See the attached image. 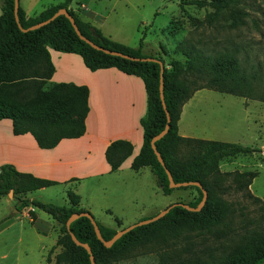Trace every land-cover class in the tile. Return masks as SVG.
<instances>
[{
  "label": "trees",
  "instance_id": "trees-1",
  "mask_svg": "<svg viewBox=\"0 0 264 264\" xmlns=\"http://www.w3.org/2000/svg\"><path fill=\"white\" fill-rule=\"evenodd\" d=\"M70 0L50 4L34 16L25 17L17 6V18L22 27L50 16L57 8L65 7L85 37L99 46L126 53L129 56H153L162 61V95L165 109L169 115L167 130L154 141L165 167L174 181L197 180L206 191V198L198 210H189L181 205L171 206L163 215L150 222L138 224L118 236L109 246L96 237L92 224L86 216H78L65 226L66 218L74 211L87 210L77 207L78 195L66 189L68 205H57L37 198L25 196V192L41 186L56 183V180L35 176L16 169L11 163L0 164V195L9 190L16 194V208H26L30 221H35L34 211L27 207L35 206L59 224L61 234L49 247L52 250L60 245L54 255L53 264H90L87 251L70 237L86 242L91 250L95 264H112L126 257L134 250H155L161 264H264V204L260 198L248 189L243 194L257 203L255 214L235 216L233 201L222 197L229 187L224 183V175L219 161L237 153H249L256 147L236 141L182 136L177 133V119L182 102L194 89L207 87L244 97L264 101V71H244L240 67L237 49L221 46L215 48L212 43L201 39L178 41L174 50L184 55V66L173 58L164 61L159 54L141 52L144 36L142 32L136 46L112 39L87 20L81 19L70 7ZM214 9L207 11L204 18L198 20L211 26L215 15L222 10L241 12L245 0H209ZM189 2V0H181ZM0 118L11 120L13 133L29 132L40 147H51L62 137H74L84 130V116L87 111V87L74 82L60 81L52 83L47 89L37 86L18 102L23 106H12L17 86L24 80L26 71L38 64L41 82L49 78L52 65L46 45L61 50L76 52L85 66L93 70L98 67L115 66L126 73L138 75L145 89L146 112L139 119L142 128V142L138 152L132 157L130 167L137 169L149 166L156 184L163 193H170L173 187L168 185L164 167L156 159L150 146V138L164 125L165 112L161 106L158 82L159 63L156 60H140L109 54L92 47L79 38L70 21L58 14L48 22L27 30L18 27L13 16V0H0ZM233 20L240 22V15ZM201 41H205L202 43ZM209 44L210 46H207ZM35 63V64H34ZM170 65V68L167 67ZM184 71L189 74H184ZM205 76L204 81L195 83L198 75ZM1 97V95H5ZM24 107V108H23ZM34 108L35 113L25 110ZM184 146V147H183ZM131 152L128 140H111L104 148V158L111 170ZM247 185L255 171L242 172ZM240 186V181H236ZM180 188L192 187L193 199L183 201L195 206L202 192L194 184L180 185ZM23 195H20V194ZM181 201V200H175ZM88 211V210H87ZM116 223L120 221L114 217ZM103 238H108L114 229L96 222ZM216 241L209 245L208 242ZM48 261V253L45 256Z\"/></svg>",
  "mask_w": 264,
  "mask_h": 264
},
{
  "label": "rangeland",
  "instance_id": "rangeland-1",
  "mask_svg": "<svg viewBox=\"0 0 264 264\" xmlns=\"http://www.w3.org/2000/svg\"><path fill=\"white\" fill-rule=\"evenodd\" d=\"M57 1L60 0H29V4L32 10H39ZM68 4L77 15L81 13L91 17V10L97 13L92 18L99 23L98 28L102 33L125 44L136 46L144 32L141 52L157 53L166 62L176 58L181 61L182 67L184 66V55L174 50L178 41L184 38L208 39L215 48L221 46L236 48L240 67L244 71L251 72L256 69L260 72L264 71V0H245V4L240 5L239 13L222 10L220 14L215 15L211 26L205 22H198L204 18L207 11L214 9L209 0H189V2L70 0ZM235 14L240 15L239 23L233 20ZM201 42L205 43V41ZM207 46L210 45L207 44ZM37 65L23 71L26 76L15 89L13 95L15 102L12 106H23V103L18 101L23 100L38 82L42 89H47L52 84L47 82V79L44 82L40 81L38 76L40 71H35L39 69ZM167 67L170 68V65ZM184 74H189L191 77L189 72L184 71ZM198 76L195 83L204 81V75ZM202 91V99L197 101L198 106L192 107L184 123L196 126L197 118L201 122L197 124L195 133L210 134L221 140L236 141L256 147V150L249 153H237L219 161L221 171L228 172L224 175V183H228L229 187L222 197L233 201L236 217L242 216L240 212L255 214L257 203L252 202L243 192L248 189L264 204V101L209 88ZM3 96L6 94L1 95ZM25 110L32 113L38 111L34 108H25ZM244 171L256 173L247 185L242 183L246 179V176L242 174ZM115 173L117 175L105 184H96L97 187L90 193L86 190V186L81 188L85 201L92 205L93 211L89 212L93 219L114 230L152 216L160 206L175 200L186 202L195 196V190L192 187L178 186L173 187L170 193L163 194L157 189L155 177L147 166L136 173L128 171ZM236 181H240V186ZM128 189L135 192V194L132 193L133 201L129 202L125 198H120L121 201H119V191L122 193L123 190ZM64 190L63 184L46 186L40 191L42 201L57 205L66 204ZM38 192L32 190L27 195L38 197ZM16 196L12 191L0 196V220L5 214H11L14 217V222L11 224L0 221V264H47L43 256L45 249V256L47 253L49 256V260H45L53 264L54 255L60 250V245H56L50 251L48 249L61 234L59 224L53 221L45 211L35 208L34 213L37 216L35 223L45 231L44 234L35 236L34 228L29 225L27 217L16 208L19 202ZM105 204L111 206V213L99 209V206ZM114 215L119 216V224L116 223ZM208 242L209 245L216 243V241ZM112 264L161 263L155 250L148 249L134 250Z\"/></svg>",
  "mask_w": 264,
  "mask_h": 264
},
{
  "label": "crops",
  "instance_id": "crops-1",
  "mask_svg": "<svg viewBox=\"0 0 264 264\" xmlns=\"http://www.w3.org/2000/svg\"><path fill=\"white\" fill-rule=\"evenodd\" d=\"M18 5L23 10L25 17L34 16L46 7L32 10L29 0H18ZM69 6L70 4L67 5V7ZM90 12L92 14L91 17H86L81 13L78 16L99 27V23L92 18L97 13L92 10ZM46 49L52 65L51 74L47 78V82L71 81L87 87V111L84 116V130L78 136L60 138L51 147H40L31 133L27 131L13 133L10 118L1 117L0 164L11 163L20 171L56 180L57 182L53 184H63L64 191L71 189L78 195L77 207H82L92 212V205L85 201V195L81 192L83 186H86V190L90 193L95 190L96 184H105L110 178L115 177L117 175L115 172L128 171L136 173L142 167L147 166L142 165L137 169L130 167L131 159L138 152L142 142V128L139 119L146 112L145 89L138 75L123 72L115 66L98 67L91 70L84 65L81 56L76 52L57 50L49 45H46ZM205 88L207 87L195 89L182 102L176 122L178 134L220 139L210 134L195 133L194 131L198 127L197 124L201 122L197 118L195 119L196 126L184 123V119L189 116L192 107L194 105L198 106L199 103L197 104V101L202 99L201 93ZM117 138L128 140L131 143V152L116 169L111 170L104 158V148L111 140ZM147 167L149 168V166ZM44 187L46 186L32 189L39 191L38 197L27 195L32 190L26 191L25 196L42 200L40 191L44 190ZM157 189L160 190L158 186ZM120 192L119 201H121L120 198H125L129 202L133 201L132 193L135 194V192L131 191V189ZM66 201V204L63 205L69 204L67 196ZM164 206H160L156 211ZM27 207L33 211L37 208L32 205ZM110 207V205L105 204L99 206V209L111 213L112 209ZM19 210L27 217L30 222L29 225L34 228L35 236L45 233L44 228L35 223L37 220L36 214L35 221L31 222L26 208ZM114 217L119 220V216L114 215ZM0 221L11 224L14 222V217L11 214H5ZM45 251L46 249L43 253L44 261L47 264H51L45 260Z\"/></svg>",
  "mask_w": 264,
  "mask_h": 264
},
{
  "label": "water",
  "instance_id": "water-1",
  "mask_svg": "<svg viewBox=\"0 0 264 264\" xmlns=\"http://www.w3.org/2000/svg\"><path fill=\"white\" fill-rule=\"evenodd\" d=\"M17 6H18V0H13V16H14V19L18 25V27L22 30H27V29H32V28H35V27H38L46 22H48L50 19H52L54 16L58 15V14H63L65 15L68 20L70 21L75 33L78 35L79 38L83 39L84 41H86L87 43H89L92 47L94 48H97V49H101L102 51L106 52V53H109V54H114V55H120V56H123V57H129L131 59H140V60H156L158 61L159 63V82H158V93H159V98H160V102H161V106L163 107L164 109V112H165V122H164V125L163 127L156 133L154 134L149 142H150V146L156 156V159L159 161V163L164 167V171L167 175V179H168V185L170 187H176V186H180V185H187V184H194V185H197L200 187L201 189V192H202V195L199 199V201L196 203L195 206H190L188 205L187 203L183 202V201H172L168 204H166L163 208H161L160 210H158L155 214H153L152 216L148 217V218H144V219H140V220H137L135 222H132V223H129L127 225H124L118 229H116L114 231V233L108 237V238H103L100 234V231H99V228L96 224V221L93 219L91 213L87 210H80V211H74L72 212L65 220V226L66 228H68V225L70 223L71 220H73L74 218L78 217V216H86L90 223L92 224V227H93V230H94V233L96 235V237L103 243V245L105 246H109L118 236H120L122 233H124L125 231L129 230L130 228H132L133 226L135 225H138V224H143V223H147V222H150L154 219H157L158 217H160L161 215H163L171 206L173 205H181L189 210H198L204 203V200L206 198V191L203 187H201V184L199 183V181L197 180H188V181H174L172 179V176L169 172V170L165 167L164 165V162L158 152V150L155 148V145H154V141L159 138L168 128V120H169V115L167 113V110L165 109V104H164V101H163V95H162V68H163V64H162V61H160L159 59L153 57V56H145V57H135V56H129L127 55L126 53H122L120 51H117V50H113V49H110V48H106V47H102V46H99L97 45L96 43H94L93 41H91L89 38L85 37L83 34L80 33L74 19H73V16L68 12V10L65 8V7H59L57 8L50 16H48L47 18L45 19H42V20H39L35 23H32L30 25H28L27 27H22L19 22H18V18H17ZM11 190H9L7 193H10ZM69 235L71 237V239L76 243V244H79L81 246L84 247V249L87 251L88 253V257H89V261H90V264H95L94 263V259H93V255L91 253V250H90V247L89 245L86 243V242H82V241H79L75 235L69 231Z\"/></svg>",
  "mask_w": 264,
  "mask_h": 264
}]
</instances>
